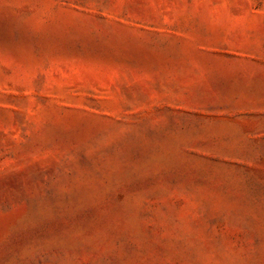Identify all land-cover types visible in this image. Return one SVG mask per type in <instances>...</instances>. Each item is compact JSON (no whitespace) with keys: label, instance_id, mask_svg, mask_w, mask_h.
Returning <instances> with one entry per match:
<instances>
[{"label":"rangeland","instance_id":"374dc122","mask_svg":"<svg viewBox=\"0 0 264 264\" xmlns=\"http://www.w3.org/2000/svg\"><path fill=\"white\" fill-rule=\"evenodd\" d=\"M0 264H264V0H0Z\"/></svg>","mask_w":264,"mask_h":264}]
</instances>
